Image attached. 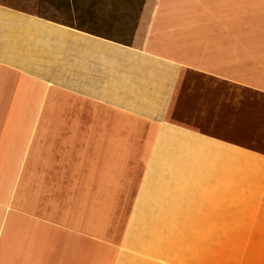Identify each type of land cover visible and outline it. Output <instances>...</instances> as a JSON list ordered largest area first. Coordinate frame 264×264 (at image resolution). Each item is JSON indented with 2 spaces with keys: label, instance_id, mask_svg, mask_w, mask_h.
Wrapping results in <instances>:
<instances>
[{
  "label": "crops",
  "instance_id": "0c3cea01",
  "mask_svg": "<svg viewBox=\"0 0 264 264\" xmlns=\"http://www.w3.org/2000/svg\"><path fill=\"white\" fill-rule=\"evenodd\" d=\"M49 11L0 0V264H264V102L190 79L264 97V0Z\"/></svg>",
  "mask_w": 264,
  "mask_h": 264
},
{
  "label": "rangeland",
  "instance_id": "374dc122",
  "mask_svg": "<svg viewBox=\"0 0 264 264\" xmlns=\"http://www.w3.org/2000/svg\"><path fill=\"white\" fill-rule=\"evenodd\" d=\"M34 6L38 10L46 11V8L51 9L49 11V16L55 15L52 12L55 9L59 10L57 12L56 17L59 19L64 18L66 21H70L71 23L67 24L71 27H80L85 28L88 27L90 24V10L94 8L97 16H92L94 23L99 24L100 22L109 19L112 21L114 19L120 20L123 17H126L127 14L130 17V23L134 22V16L137 18L141 6L142 0H34ZM64 10V11H63ZM76 16V17H75ZM76 20H73V19ZM73 20V21H72ZM75 21V22H74ZM86 29V28H85ZM191 80L196 83L198 88H218L226 95L227 100L229 97H235L236 101L239 99L242 101L244 105H252L257 102H264V97L259 95L258 93L246 90L244 88H239L237 86H233L227 83H216L212 80L208 82V80H204L202 78H190ZM194 85V86H196ZM189 85H187L188 87ZM186 87V86H185ZM186 87V88H187ZM63 92V91H62ZM65 98L60 102L58 101L56 95H52L51 93V110L47 111V115L45 116L48 118L50 125L44 127V131L50 135H58L63 134L66 136L74 135V127H73V120L76 116L75 109V100L73 92L64 90ZM184 97V96H183ZM48 102V103H49ZM228 106V103H227ZM230 106V105H229ZM85 104L83 103L82 111L80 112V107H78L77 113L78 117L80 114L85 112L84 110ZM86 108V107H85ZM86 114H89L86 112ZM84 116V114H83ZM62 120V127H58L56 125L57 120ZM55 124V125H51ZM68 145H74V143H70ZM243 257V262L237 260ZM250 263V256H236V255H225L223 259L220 260V264H249ZM181 264V263H179Z\"/></svg>",
  "mask_w": 264,
  "mask_h": 264
}]
</instances>
